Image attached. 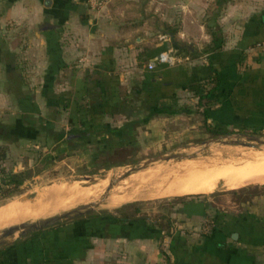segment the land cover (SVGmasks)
Segmentation results:
<instances>
[{
    "label": "crops",
    "instance_id": "1",
    "mask_svg": "<svg viewBox=\"0 0 264 264\" xmlns=\"http://www.w3.org/2000/svg\"><path fill=\"white\" fill-rule=\"evenodd\" d=\"M167 48L178 63L147 70ZM214 74L215 95L198 105ZM204 107L206 125L264 130V0H103L96 9L87 0H0L5 176L22 168L8 159L24 146L52 157L78 147L93 162L138 143L143 152L165 133L185 140ZM115 215L91 211L12 236L0 243V264H264V195L228 209L184 197L160 219Z\"/></svg>",
    "mask_w": 264,
    "mask_h": 264
},
{
    "label": "rangeland",
    "instance_id": "2",
    "mask_svg": "<svg viewBox=\"0 0 264 264\" xmlns=\"http://www.w3.org/2000/svg\"><path fill=\"white\" fill-rule=\"evenodd\" d=\"M180 127L181 126H179V128ZM227 129L230 131L229 133L232 134L255 135L261 139H264V130L243 129L238 127H230ZM166 134L167 133L164 135V139L156 142L154 145H152V143H148L146 146L147 148L145 149L144 147L145 150L143 149V152H139L137 150L140 149V146H142L138 143L133 145L130 150H122L118 156L114 155L108 158H101L93 162H91L88 155H79L78 147H73L70 149L71 154L69 157L65 154H61L59 151H57V156H55V153H53L52 155L55 157H52L50 156L51 153L49 152L50 150H48V148H46V150H42L41 146L35 148L31 145L28 147L24 146L21 150L12 152L10 158L8 159V163H13L15 158L19 160L22 168L13 173L19 175V178L22 182L16 187V189L12 190V192H18L16 195L10 197H0V208L10 204L16 199L24 197L25 199L31 198L36 195L39 190H44L54 185H62L63 183L67 182H77L79 185H86L88 181L104 177L107 178L106 182L102 186L100 185L96 192L88 195L86 198L80 199L74 206L60 208L57 211L51 212L47 216H42L40 218L22 217L21 219L0 224V232L3 228L10 225L42 220L44 218L57 216L66 212H69L68 216L62 218L61 220L69 219V217L76 216L75 212L83 211L88 209L90 206L95 207L93 210L94 212L101 210H109L113 212L116 211V209L133 210L136 207L139 212L138 215L149 216L150 218L159 217V219L163 217L167 218L174 212V206L179 200L178 196L181 195L150 198L137 196L126 198L125 200L121 199L116 203H110L109 198L117 189L119 182L126 179L129 175H133L144 170H149L159 165L172 167L176 164L185 163V161L186 163L201 162L203 164H208L207 161L214 160L218 165H220L222 161L223 163L224 161L227 163L232 159L230 156L231 153H235V157H239L238 153L240 152L243 153L252 150L254 151L262 146L257 145L254 147L244 145V143L250 142V140L246 139L242 135L233 139L222 137V135H220L221 139L209 141L214 137L209 136L206 133L205 124L203 121L202 123L200 122L199 125H196V128L192 130V134L195 136H188L185 140L172 141L166 137L168 136ZM1 152L4 153V150L0 147V154L2 155ZM171 152H177L178 154L181 153L183 155L186 154V156L156 159L155 161L142 166V162L148 160V158L154 157L158 154ZM134 153L137 154L133 155ZM58 154H60V156ZM61 156L62 158L60 159L59 157ZM3 158L4 154L0 159L1 171V162L3 161ZM111 162H120L121 165H116L111 168L102 167L103 164ZM4 166L6 167V165ZM133 167L134 169L132 170ZM10 174H12V172L8 173V175ZM110 182L112 185L110 189L106 191ZM3 187L5 189L6 186ZM9 187L12 188L14 186L10 185ZM185 195L186 196L184 197L193 196L197 198H213L217 204L224 206L226 209H228V207L231 205L234 206L235 203L241 207V204L244 205L247 204V202L251 203V201L255 198L264 195V182L251 181L235 188H228L223 185V181L220 180L214 189L208 193H194L192 195ZM165 224L166 221H163V225ZM15 235H17V232H15L13 235L5 237L4 240L10 239Z\"/></svg>",
    "mask_w": 264,
    "mask_h": 264
},
{
    "label": "bare ground",
    "instance_id": "3",
    "mask_svg": "<svg viewBox=\"0 0 264 264\" xmlns=\"http://www.w3.org/2000/svg\"><path fill=\"white\" fill-rule=\"evenodd\" d=\"M238 154L239 157H235L236 154L231 153L232 159H229L230 161L227 163L222 161L223 164L220 165L214 160L207 161L208 164L201 162L186 163L185 161V163L176 164L172 167L159 165L129 175L119 182L117 189L110 196L109 202L116 203L121 199L125 200L137 196L150 198L208 193L214 189L220 180L228 188H235L251 181L264 182V146L262 145L254 151ZM106 178H92L94 179H91L92 181L85 178L88 181L86 185H79L77 182L54 185L35 192L36 195L31 198L16 199L0 208V224L22 217L40 218L60 208L72 207L80 199L96 192L99 186L106 182Z\"/></svg>",
    "mask_w": 264,
    "mask_h": 264
},
{
    "label": "trees",
    "instance_id": "4",
    "mask_svg": "<svg viewBox=\"0 0 264 264\" xmlns=\"http://www.w3.org/2000/svg\"><path fill=\"white\" fill-rule=\"evenodd\" d=\"M212 85L210 87H208L207 89H204L199 95H198V105H202V104H206L207 102H209L210 98L215 95L214 92L217 90L218 85H219V77L214 74V76H212ZM202 114L204 116V124H205V130L206 133L209 136L212 137H216V136H220V135H224L229 133L230 131L223 125V124H212V125H206V115H205V107L202 111ZM110 128H109V132H110ZM112 132V131H111ZM72 138L74 139H78L80 141H82L83 143H88L89 141V134L86 131H79V130H72V133L70 135ZM64 141H67L64 139ZM104 143H106L107 147H111L112 145H110L109 143H107V138H104V140H102ZM82 143V144H83ZM2 153V152H1ZM0 154V159L1 157H3ZM112 164H105L103 167L108 168V166ZM21 179L19 178V175L12 173L10 175H4L2 180L0 181V197H10L13 195H16L18 192H12V190L16 189L17 186H19L21 184ZM13 185L14 187L10 188L9 186ZM3 186H6L5 189ZM192 195V194H190ZM184 196L186 195H181L178 196L179 200H182L184 198ZM138 209L135 207L133 210H119L116 209V215L114 216V219L118 222H129V221H133L135 219L138 218Z\"/></svg>",
    "mask_w": 264,
    "mask_h": 264
},
{
    "label": "water",
    "instance_id": "5",
    "mask_svg": "<svg viewBox=\"0 0 264 264\" xmlns=\"http://www.w3.org/2000/svg\"><path fill=\"white\" fill-rule=\"evenodd\" d=\"M240 135H242L246 139L250 140V142H255V143L246 142V143H244V145L254 146V147H256L257 145L258 146L264 145V139H261L260 137L255 136V135L227 133V134H224V136L222 135V137H226V138L228 137V138L233 139V138H236L237 136H240ZM218 139H221V136H216V137L210 139L209 141L218 140ZM182 156H186V154H184V155L181 153L178 154L177 152L158 154L154 157L148 158V160L143 161L142 166H145V165L151 163L152 161H155L156 159H164V158H168V157H182ZM133 169H134V167L132 168V170ZM111 185H112V183L110 182L106 191H108L110 189ZM94 209H95L94 206H90L88 209L75 212V215L88 213V212L93 211ZM68 213L69 212H66V213H63V214H60L57 216L47 217V218H44L42 220H35V221L27 222V223H17L14 225L7 226V227L3 228L0 232V243L3 242L5 237L13 235L15 232H17L18 236H21V235H24V234L32 232V231H37V230L43 229V228L50 226L54 223H58L62 218L67 217Z\"/></svg>",
    "mask_w": 264,
    "mask_h": 264
},
{
    "label": "built area",
    "instance_id": "6",
    "mask_svg": "<svg viewBox=\"0 0 264 264\" xmlns=\"http://www.w3.org/2000/svg\"><path fill=\"white\" fill-rule=\"evenodd\" d=\"M103 0H87L89 7L96 9L102 5ZM179 61V57L175 51L171 48L162 49L157 52L152 59H150L145 68L149 71L159 69L161 67H172L176 65ZM4 174L0 170V181L2 180Z\"/></svg>",
    "mask_w": 264,
    "mask_h": 264
}]
</instances>
